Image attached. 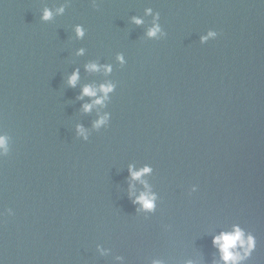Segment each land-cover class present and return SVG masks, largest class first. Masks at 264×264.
I'll use <instances>...</instances> for the list:
<instances>
[{"label": "water", "instance_id": "obj_1", "mask_svg": "<svg viewBox=\"0 0 264 264\" xmlns=\"http://www.w3.org/2000/svg\"><path fill=\"white\" fill-rule=\"evenodd\" d=\"M109 81L85 113L82 89ZM0 134V264H222L212 240L234 225L264 264V0H0ZM145 165L151 214L129 198Z\"/></svg>", "mask_w": 264, "mask_h": 264}, {"label": "clouds", "instance_id": "obj_2", "mask_svg": "<svg viewBox=\"0 0 264 264\" xmlns=\"http://www.w3.org/2000/svg\"><path fill=\"white\" fill-rule=\"evenodd\" d=\"M65 9L63 7L57 10L58 14H63ZM151 14V10H149ZM53 11L51 9H45L42 15V20L50 21L53 18ZM158 20V17H157ZM133 22L140 26L143 25L144 21L140 18H134ZM75 35L77 39L83 40L87 32L83 25H77L75 28ZM218 33L214 30H209L205 35L202 36L201 43L207 44L209 40H215L218 38ZM147 36L150 39H160L166 36V33L162 29L159 23L154 22L153 27L147 32ZM85 53L84 49H79L77 54L83 55ZM118 62L121 65H126L127 61L124 55L117 57ZM86 70L89 72H100L103 71L105 74L110 75L113 72L111 65H99L97 63H90L86 65ZM80 80L79 70H76L68 78V86L75 88ZM116 91V85L109 81L106 84H101L98 88L92 85L85 86L82 89L80 99L83 100L85 97L91 98V103L83 104V111L85 113H91L97 106L103 107L105 101L110 100L111 96ZM102 94V95H101ZM111 114L105 113L100 116V118L94 122L93 127L97 131L101 129H106L110 126ZM77 136L87 142L89 140V132L83 125H78L76 129ZM11 145L10 138L7 135L0 134V159L7 157L10 154ZM130 180L133 182H140L145 191H140L136 194L135 184H130L129 198L132 200L133 204L137 206L138 212H143L146 214H151L156 211L158 206V196L155 194L150 186L145 181V177L152 174L153 169L149 165H145L142 168H135L130 166L128 169ZM193 192L198 191L197 186H193ZM8 215H14L12 209H8ZM213 246L220 253V260L222 264H244V262L249 259L252 253L256 250V238L250 234L246 233L239 225H234L231 231H222L218 235H215L212 240ZM102 254L103 249H99ZM118 259H122L119 258Z\"/></svg>", "mask_w": 264, "mask_h": 264}]
</instances>
